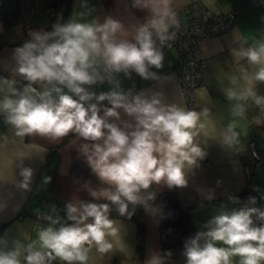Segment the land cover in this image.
<instances>
[{
  "label": "clouds",
  "instance_id": "clouds-1",
  "mask_svg": "<svg viewBox=\"0 0 264 264\" xmlns=\"http://www.w3.org/2000/svg\"><path fill=\"white\" fill-rule=\"evenodd\" d=\"M174 0H132L131 7L143 12L141 21L128 26L108 15L80 22L92 9L73 12L66 24L53 25L51 32H33L31 39L15 48L10 75L0 77V114L20 138L38 135L59 141L70 135L82 141L78 151L86 156L99 188L84 187L96 200L66 205L67 220L45 217L49 226L38 228L35 239L0 237V264H93L96 255L123 253L131 258L125 242L124 225L111 216L131 220L137 206L155 214L158 206L153 185L185 188L194 169L207 153L201 137L215 133L210 110L188 109L169 103L161 91L122 88L121 77L158 81L164 66L161 47L174 39L178 27ZM237 61L245 60L239 73L229 77L223 89L228 101H235L233 115L244 116L249 102L264 111V43L233 50ZM16 77L23 79L16 87ZM107 83L109 90L97 93L93 86ZM201 95L204 92L201 91ZM107 101V105L102 102ZM102 113V114H101ZM236 123L220 133L222 144L233 152L242 151ZM214 138V137H213ZM206 143V140H205ZM22 154L16 187L30 190L33 169L24 166ZM51 177H45L44 184ZM198 191H202L199 190ZM205 198H213L211 190ZM264 199V196L261 197ZM233 203L238 198L229 197ZM256 198L239 209L221 211L184 244V264H264V209ZM131 206V210H130ZM60 224L59 227L54 225ZM27 240V242H25ZM95 250V253H93ZM164 256L152 254L144 264H165ZM238 258V259H237ZM126 264V261H122Z\"/></svg>",
  "mask_w": 264,
  "mask_h": 264
},
{
  "label": "crops",
  "instance_id": "crops-1",
  "mask_svg": "<svg viewBox=\"0 0 264 264\" xmlns=\"http://www.w3.org/2000/svg\"><path fill=\"white\" fill-rule=\"evenodd\" d=\"M59 1L67 5L65 0ZM191 1H197L220 13H225L236 5L240 7L239 15L229 29L200 44V54L205 63L202 69V82L194 90L192 105H188L181 91L175 68L178 62L177 52L172 47L163 51V68L152 69L157 71L160 79L148 80L134 92L148 89L161 91L169 103L196 111L204 108L210 110L209 118L215 126V133L208 138L203 136L200 138L201 146L205 148L207 155L199 162L200 166L194 169L195 175L190 177L188 186L169 189L164 185H154L158 191L176 189L181 205L190 207L191 217L201 232L207 230L205 225L221 211L240 208L237 193L245 184L247 175L244 165L250 159L251 141L260 155L259 160L251 165L252 192L256 198V206L264 209V199L261 198L264 196V111L249 102L245 115L235 116L232 111L235 101H228L223 93V89L229 87V77L237 75L240 66H247L245 60L237 61L233 50L247 49L264 43V0H174L173 8L179 9ZM54 2L55 0L50 2V5L52 6ZM131 3L132 0H70L62 24L69 22L73 12L86 10L84 7L86 6L92 9L91 14L80 22L96 18L103 23L105 17L111 15L128 26L136 23L137 18L142 21L145 15L133 9ZM131 83V80H126L122 88L126 89ZM104 90H109V87ZM257 90L259 95H264V84H258ZM201 91L204 92L203 96ZM230 122L236 123L235 130L240 133L242 151L238 153L222 144L220 133L226 130ZM80 143L82 141L76 140L72 135L59 141L38 135L16 137L15 129L5 121H0V237L7 233L9 237L22 240L25 236L28 240L35 239L37 229L43 228L38 225L35 213L56 212L59 206H66L69 203L78 205L85 198L95 199L84 185L87 183L90 187L99 188L100 183L94 180H77L70 175V166L74 159L87 162L86 156L78 151ZM24 153L29 157L24 159V166L34 170L30 190L27 191L15 186L21 179L19 165ZM45 177H51L47 184L43 183ZM210 190L213 195L211 200L205 198V194ZM229 197H236L239 202L233 203ZM23 207L25 212L21 214ZM162 218L163 210L160 208L155 214L144 210L140 216L146 226L142 263H137L133 257L136 247L134 222L119 219L124 225L126 232L124 239L131 258H126L119 252L109 253L104 257L96 255L93 264H122V261H126V264H144V261L154 253L162 256L159 232ZM47 226L48 224L45 227ZM57 262L63 263L58 260Z\"/></svg>",
  "mask_w": 264,
  "mask_h": 264
},
{
  "label": "trees",
  "instance_id": "trees-1",
  "mask_svg": "<svg viewBox=\"0 0 264 264\" xmlns=\"http://www.w3.org/2000/svg\"><path fill=\"white\" fill-rule=\"evenodd\" d=\"M65 1L67 5L64 8V14H66L70 4V0H65ZM64 14L62 15L61 21L59 22L60 24H62L65 19ZM2 16H3V20L5 21L8 20H10L11 22L18 21L20 18L18 5L16 8L2 14ZM56 23H55V19L50 20V23L48 24V32H51L53 30V25H55ZM131 81L132 83L129 84L126 89H124L125 91H127L128 89H132L134 91L141 86V85H136L135 87H133V82H134L133 77ZM106 91L108 90H104L100 92H106ZM102 103L107 106V101ZM55 149H57V147ZM70 175L77 180H94L100 183L97 177L95 176V174L92 172L88 162L83 160L74 159L72 161L70 166ZM150 191H154L156 193L155 201H152L150 203L158 206L160 209L163 210V218L159 229L161 254L162 256H164L166 252H171V255L166 257L165 264H184V260H185L183 256L184 244L189 238L195 237V235L199 232L195 222L191 217L190 207L181 205L179 200V195L176 189L167 190V191H158L153 185ZM237 196L240 199V203H241L240 208L248 203L249 197H254L252 192L251 174L246 176L245 184L237 193ZM84 201L94 202V203L108 202L106 200H96L92 198H85ZM249 206L257 207L256 204ZM130 210H131V206H130ZM144 210L145 209L142 206H137L135 210V214L133 215L132 219L129 220L134 222L136 228V232H135L136 247L133 257L137 263H142L144 256L146 226L140 219V216ZM24 212H25V207H23V209L21 210V214ZM56 213L60 217V223H65V222L71 223V221L67 220L66 206H59L56 212H51V211L46 212L47 216H53ZM36 215L37 214L35 213V216ZM111 216L113 218L127 220L126 218L118 217L114 205L112 206ZM254 221L257 226H259L261 223H264L259 220H255V218ZM42 222H43L42 227H45L46 224H48L49 226L50 224V221L47 219H43ZM59 226L60 224L54 225V227H59ZM53 264H63V263L54 261Z\"/></svg>",
  "mask_w": 264,
  "mask_h": 264
},
{
  "label": "built area",
  "instance_id": "built-area-1",
  "mask_svg": "<svg viewBox=\"0 0 264 264\" xmlns=\"http://www.w3.org/2000/svg\"><path fill=\"white\" fill-rule=\"evenodd\" d=\"M174 10L177 12L178 20V27L171 30L175 33L174 39L167 41L164 45H160L157 41V46L161 47L162 51L170 47L176 50L178 62L175 68L178 82L188 105H192L194 90L202 82V69L205 63V59L200 54V44L202 41L220 35L229 29L239 15L240 7L236 5L229 11L220 13L197 1H191ZM132 77L134 78L133 87L146 82L136 73H132ZM249 148L250 159L244 165L247 176L252 172L251 165L260 158L253 141L249 143ZM36 216L38 225L41 227L42 220L48 216L46 212L38 213ZM51 217L55 219L59 215L56 213Z\"/></svg>",
  "mask_w": 264,
  "mask_h": 264
},
{
  "label": "rangeland",
  "instance_id": "rangeland-1",
  "mask_svg": "<svg viewBox=\"0 0 264 264\" xmlns=\"http://www.w3.org/2000/svg\"><path fill=\"white\" fill-rule=\"evenodd\" d=\"M0 0V77L10 75L11 69L15 65L12 59L15 48L20 47L25 41L31 39V33L41 31L48 32V24L51 19L60 22L64 14L65 3L55 0ZM20 18L18 21L11 22L3 20L2 14L16 8ZM55 5V6H54ZM16 87L23 85V79L16 77ZM126 80H122V87L126 84ZM109 87L107 83L103 85L93 86L98 93ZM3 93L0 92V98ZM3 119V120H2ZM0 121H4V116L0 114ZM33 199V198H32Z\"/></svg>",
  "mask_w": 264,
  "mask_h": 264
}]
</instances>
